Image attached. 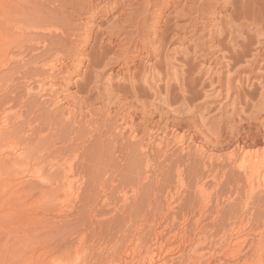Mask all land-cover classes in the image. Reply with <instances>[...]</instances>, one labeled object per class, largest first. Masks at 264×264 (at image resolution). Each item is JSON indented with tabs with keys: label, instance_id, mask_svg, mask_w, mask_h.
I'll list each match as a JSON object with an SVG mask.
<instances>
[{
	"label": "rangeland",
	"instance_id": "obj_1",
	"mask_svg": "<svg viewBox=\"0 0 264 264\" xmlns=\"http://www.w3.org/2000/svg\"><path fill=\"white\" fill-rule=\"evenodd\" d=\"M0 264H264V0H0Z\"/></svg>",
	"mask_w": 264,
	"mask_h": 264
},
{
	"label": "bare ground",
	"instance_id": "obj_2",
	"mask_svg": "<svg viewBox=\"0 0 264 264\" xmlns=\"http://www.w3.org/2000/svg\"><path fill=\"white\" fill-rule=\"evenodd\" d=\"M254 176H255V175H254ZM261 176H262V171H261L260 169H257L255 178H256L257 180H259Z\"/></svg>",
	"mask_w": 264,
	"mask_h": 264
}]
</instances>
